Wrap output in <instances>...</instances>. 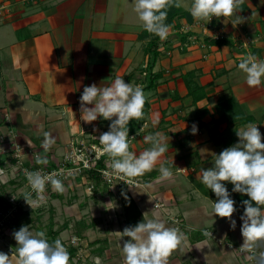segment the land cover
<instances>
[{
	"label": "crops",
	"instance_id": "1",
	"mask_svg": "<svg viewBox=\"0 0 264 264\" xmlns=\"http://www.w3.org/2000/svg\"><path fill=\"white\" fill-rule=\"evenodd\" d=\"M180 2L184 8L190 9L191 5L186 7L185 3L190 0ZM134 3L135 0H0V167L4 168L3 175H0V196L5 194L9 198L11 194H17L19 201L25 200L27 185L16 167L18 145L26 165L53 169L59 167L76 139H83L111 124L102 117L92 123L82 120L80 97L85 86L93 83L101 88L110 86L117 76L134 85V73H140V67L148 63L146 42L139 39L141 29L138 25L142 22L134 11ZM238 16L243 22L235 25L238 27L236 33L240 31V39L252 36L253 42L249 46L234 35L222 34L221 38H230L233 46L189 39L182 52L180 46H175L177 40L173 37L177 29L173 28L172 35H168L173 38V49H164L154 68L162 72L161 83L148 91L151 107L146 121L134 133L136 136L129 148L139 156L152 146L144 138L158 132L167 143L168 150L157 163L168 161L173 178L159 181L160 172L154 178L136 176L142 185H130L126 189L142 214L148 213L147 219L159 216L166 227H172L167 212L155 207L156 199L164 200L170 212L182 218L180 232L185 240L177 249L180 254L183 249L188 253L173 255L174 264H255V261L238 257L228 246V242L237 247L243 244L240 217L244 211L236 209L233 214L232 219L236 221L233 230L227 218L212 214L213 202L217 200L204 194L190 179L194 176L201 180V170L212 167L216 155L225 149L213 140L211 134L213 121L221 116L216 107L220 101L235 96L242 106L243 116L239 118L242 122L233 123L234 128L239 130L254 123L264 138V83L249 87L246 74L238 68L240 58L249 53L254 55L253 49L256 48L259 52L255 56L264 60V0H244L232 22ZM187 20L182 18L181 27ZM230 27L234 28L233 24ZM136 49L144 50L141 63ZM191 70L197 71L196 80L207 87V97L197 105L188 95L182 76ZM204 107L208 112L200 119L199 109ZM193 125L198 129L196 134L192 133ZM228 126V121H224L220 130L225 132ZM45 132L51 133L56 141L48 152L42 148ZM237 143L239 140L234 145ZM36 156L47 158L48 163L37 164ZM89 181L85 174L74 178L78 194L83 196L75 203L82 210L81 217L73 219H85L92 224L82 235L88 252L82 264H96L95 258L99 259V264H124L121 246L130 238L121 240L113 233L114 222L107 224L109 229L104 228L106 221L102 215L106 210L95 204L99 198L107 197H103L100 191L89 195L86 187ZM55 194V191L51 195L46 193L45 198L57 210L55 201L59 200L61 205L67 191L63 197ZM118 199L122 215L118 225L119 232H122L126 222L120 196ZM24 209L32 211L34 217L44 211L26 209L25 206ZM63 212H66L65 208ZM43 225L37 221L35 225L27 226L35 233L38 228L43 230ZM71 229L68 227L60 234L67 243L69 240L65 235ZM101 229L106 232H100ZM91 230L95 234L93 239L88 236ZM209 231L214 235H209ZM195 232H202L204 238L194 240L192 235ZM13 233L12 222L0 233V252L9 256L17 247ZM98 239L107 240V248L91 254V248L94 250L101 244L92 245ZM259 249L264 251V244Z\"/></svg>",
	"mask_w": 264,
	"mask_h": 264
},
{
	"label": "clouds",
	"instance_id": "2",
	"mask_svg": "<svg viewBox=\"0 0 264 264\" xmlns=\"http://www.w3.org/2000/svg\"><path fill=\"white\" fill-rule=\"evenodd\" d=\"M243 3L244 0H193L189 11L194 20L210 22L213 17H232L239 12ZM172 6L181 7L180 0H135L134 11L145 31L165 40L171 30V26L165 23L167 10ZM242 22L238 16L232 24L235 26ZM238 68L246 74L249 87H259L264 83V60L249 53L240 58ZM146 100L143 86L125 82L119 76L110 86L101 88L93 83L83 89L80 97L81 119L87 123L100 117L111 121L109 130L103 132L98 140L103 146V153L109 157V167L114 174L141 176L150 172L168 150L165 138L158 132L144 138L152 146L139 156L129 151L128 125L132 120L143 118ZM197 130L196 125H193L192 133L196 134ZM236 135L239 143L216 155L212 167L201 170V182L218 198L213 202L212 214L227 218L233 230L236 227V221L232 219L236 212V202L231 198L225 182L233 185L232 192L249 197L242 202L244 213L240 217L243 221L240 231L243 244L239 249L241 252L252 253L248 258L254 260L255 264H264V251L256 254V249L264 244V138L254 123H248L236 131ZM55 142V137L45 132L43 150L50 151ZM35 162L46 165L48 160L36 156ZM159 171V181L173 178L169 167L161 164ZM63 174V169L49 174L25 169L28 184L37 197L33 200L32 193H26V203L32 208L43 201L47 184H51L53 191L63 194L65 186L57 178ZM107 206L106 209L115 207L111 202ZM147 215V212L144 213L143 221L135 226L115 232L121 240L124 237L130 238L121 246L124 264H168L169 256L185 240L183 233L176 228L166 227L159 216L147 219ZM13 236L17 244L16 251L11 256L0 252V264H70V254L62 241L56 239L50 243L45 231L34 233L28 226H22ZM96 264H99L98 258Z\"/></svg>",
	"mask_w": 264,
	"mask_h": 264
},
{
	"label": "trees",
	"instance_id": "3",
	"mask_svg": "<svg viewBox=\"0 0 264 264\" xmlns=\"http://www.w3.org/2000/svg\"><path fill=\"white\" fill-rule=\"evenodd\" d=\"M182 18H187L189 22H193V17L190 14L189 9L184 8L182 5L181 7H175L172 6L167 10V19L165 21L166 24L170 25L171 28L176 27V29L181 28V20ZM175 36L177 39L180 40V42L185 43L184 45H179L182 48V52L186 50V42L189 40V35L192 34L191 31L188 32H175ZM140 39H146L148 38L147 46H146V52L149 54V60L148 63L141 67L140 69V75L137 76V79L135 81L136 85H141L143 86L144 93L148 91L156 89L157 85L161 83L160 79L162 77V72L160 71H155L154 68L156 66V63L158 59L160 58L162 51L164 49H173V38H166L165 40H161L158 36L155 34L148 33L147 31L143 30V32L140 33L139 35ZM208 44H214V45H230L233 46V41L227 38H214L211 36L206 37ZM184 48V49H183ZM254 55H257L259 50L258 48L253 49ZM134 77L136 78V75L134 73ZM184 81L186 83V86L188 88V95L192 97L193 104L197 105V103L205 99L207 97V87L205 85L200 84L197 80V71L196 70H191L188 71L184 74H182ZM134 84V85H135ZM147 97V96H146ZM150 101L147 97L143 112L144 116L141 120H132L129 122L128 128H129V135L136 133L143 123L146 121L147 114L150 110ZM217 110L221 113V116L218 119H215L213 121L214 126L211 128L212 132V138L213 140L220 144L224 145L225 149L231 146H234V144L239 140L238 136L236 135V131H238L236 128H234L233 123L239 124V122H242L241 120L239 121V118L242 117L243 109L240 104V102L237 100L235 96H230L227 99H224L217 103L216 105ZM197 109V106H196ZM208 112V108H200L198 117H201ZM242 115V116H240ZM224 121H228L229 126L226 127V130L224 132L220 130V124L223 123ZM239 121V122H238ZM163 122V121H162ZM202 124H205L204 122H201ZM130 143H129V148H130ZM105 162L101 160L98 165L103 166ZM165 164L169 166V162L166 161ZM159 173V169H153L150 172H146L143 174V176L154 178L157 174ZM144 178V179H145ZM149 178V179H150ZM91 179L94 180L95 183V189L93 191V194L96 192H99L101 190H107L108 185L106 183H103V181L100 178V174H98L96 171L91 172ZM148 179V178H146ZM145 179V180H146ZM190 179L193 181V183L202 190L204 194L207 196L212 197L213 199L217 200L218 198L215 196V194L208 189L202 182L201 180H198L194 178V176H190ZM102 181V182H100ZM225 186L227 187L228 191L231 194V198L235 200V208L239 211L244 210V205L243 201L249 199L244 194L237 193V192H232L233 185L231 183L225 182ZM126 190V191H125ZM121 190L120 193V199L123 204L124 208V216H125V222H126V227H133L139 222L143 221V214L136 202V200L133 198V196L130 194V192L125 189ZM55 196H61L63 197L64 194H55ZM127 197V198H126ZM0 210H7L8 207L11 205L10 201L8 198L5 197V194H1L0 196ZM15 215L11 218L9 222H12L14 232L18 231L22 226H27L28 224L35 225L37 221H39V218L41 216L34 217L32 211L25 210L21 205L19 209L14 213ZM1 218V215H0ZM50 221L44 227V229L38 228L37 231H45L47 239L50 243H53L56 239H60L64 246L66 247L67 251L70 254V259H73V257L78 253L80 246H75L72 243H67L66 241L62 240L60 238V234L64 229H67L68 227L73 224V226L76 227L75 232L76 235L79 236L81 239H83L82 235L84 234V231L87 230L89 227L92 226V224H88L87 220L85 219H67L64 220L63 223L59 224L56 226L58 223L55 220V209L51 208V215L49 217ZM72 221L75 222L71 223ZM8 222V224H9ZM205 236L202 232H195L194 235H192V238L194 240L202 239ZM97 243H101L96 249L93 250L91 248V254L92 253H101L103 250L107 248L108 241L103 240V239H98L95 240L92 245H95ZM84 245V243H83ZM79 263H82V260H79Z\"/></svg>",
	"mask_w": 264,
	"mask_h": 264
},
{
	"label": "built area",
	"instance_id": "4",
	"mask_svg": "<svg viewBox=\"0 0 264 264\" xmlns=\"http://www.w3.org/2000/svg\"><path fill=\"white\" fill-rule=\"evenodd\" d=\"M221 18V17H220ZM215 20H217L216 17H213L211 19L210 22L204 21V20H194L193 23H195V25L197 24H204V31L207 32L211 26L214 24ZM193 29L190 26H183L177 30H175V32H188V31H192ZM189 39H196L195 36L192 38V35H189L188 37ZM181 43V42H180ZM135 134H130L129 135V142H132V139L134 138ZM132 138V139H131ZM94 141H91V143L89 144L90 146L87 147L85 145V140L83 139H76V142L74 143L72 149L70 150V152L66 153L61 161V164L59 165V167L57 168H53V169H48V168H44V167H36V166H28L25 164L22 154H21V148L18 145L16 147V167L17 170L19 171L18 174H21L22 176H24L25 178V182L27 185V192L32 193V198L33 200L37 199L36 197V193L32 192V189L30 187V185L28 184L27 178L25 176V169H27L30 172H36L39 171L42 174H49L52 172H59L61 169L64 170V174L58 176L57 178L62 180V182L64 183L65 181H67L68 179L71 178H75L76 175H84L90 177V181L88 182V187H87V192H89L90 194H93L94 188H95V183L94 181L91 179V172L92 171H96L98 174H100V178L103 181V183H106L109 186V190L112 192H115L116 194L118 189H120V187H126V186H130V185H142V183L137 180L135 177H127V176H123L121 175H117L114 174L112 172V169L109 167V157L107 156V154L103 153V146L100 144L98 138L96 136H94ZM90 150L87 153V149ZM103 160L105 162V164L103 166L98 165V163ZM4 173V168L0 167V175H3ZM48 190V192H47ZM53 192L52 186L51 184H47L46 185V190L44 193V197H46V193H48L49 195H51V193ZM9 201L11 203V205L8 207L7 210H2L0 211V233L4 232V229L6 228V226L8 225V222L11 220V218L13 217V214L19 209L20 205L26 209H36V207L42 203H47L46 198L43 201H40L39 203L35 204L32 206H29L25 200L19 201L18 200V195L17 194H11L9 196ZM156 207L163 209L164 211H166L168 214V206H166V203H160L157 202L156 203ZM169 222L171 223V225L178 229L181 230V228H183V220L182 218H180V216L178 215H174V216H168ZM73 226V224H71V227ZM209 235H214L213 231H209L208 232ZM73 245L75 246H80L78 253L73 257V259L71 260V264H77L78 262H80L79 260H85V258L88 256H86V247L85 245H83V241L82 239L77 236V235H73L71 237V242ZM228 245L234 250L236 251V254H240V255H247L248 257L252 255V253H248V252H241L240 251V247L235 246V244H231L228 243ZM260 251L259 248L256 249V254L258 255V253ZM85 257V258H84ZM97 260V258H95ZM254 261V260H252Z\"/></svg>",
	"mask_w": 264,
	"mask_h": 264
},
{
	"label": "rangeland",
	"instance_id": "5",
	"mask_svg": "<svg viewBox=\"0 0 264 264\" xmlns=\"http://www.w3.org/2000/svg\"><path fill=\"white\" fill-rule=\"evenodd\" d=\"M192 1L193 0H190V2L189 3H187V2H185L186 3V7H189L190 5H191V3H192ZM234 17H235V15H233L232 17H227V18H224V17H221V18H217V20H215V22H214V24L211 26V28L207 31V32H205L204 31V24H197V25H195V23H193L194 22V19H193V22L191 23V22H189V20H187V22H185V25H184V27L185 26H190L193 30L191 31L192 32V38L195 36V38L196 39H199L200 41H202V40H204L206 43H207V39H206V37L207 36H211L212 37V35H218L219 37H221L222 36V34H225V35H234L235 37H237V38H239L240 37V31H238V34L236 33V31L238 30V27H236V26H234V28H232V27H230V28H228V26L230 25V24H232V20L234 19ZM223 22H224V25H223ZM141 25V26H140ZM174 28H176V27H174ZM228 28V29H227ZM240 28H241V32H243V28H242V26H240ZM138 29H141V32H143V30H144V28L142 27V24H139L138 25ZM223 29H224V31H223ZM228 31H227V30ZM140 32V33H141ZM172 33H173V28H171V30H170V33H169V35H172ZM140 35V34H139ZM221 35V36H220ZM169 38H172V37H169ZM174 39H176L177 40V42H180V40H178L177 39V37L176 36H174L173 37ZM140 39V38H139ZM195 39V40H196ZM227 39H230V38H227ZM140 40H143V41H145L146 43H145V46H147V42H148V38H146V39H140ZM240 42H243V43H245V46H249L250 44H252V42H253V37L252 36H247L246 35V39H238ZM176 42V43H177ZM175 43V46L176 47H179V45H184L185 43H179V44H176ZM208 44V43H207ZM144 50H140V49H136L135 50V53H136V56L138 57V58H140L139 60H140V63H141V61L142 60H144V55H145V53L143 52ZM137 57H136V61H137ZM141 68V67H140ZM140 74L138 73L136 76H139ZM136 79H137V77H136ZM135 82V81H134ZM147 95H149V93L147 92L146 93V96ZM109 126L110 125H106V126H102L101 128H100V130H97V131H94V133L93 134H91V135H86V136H84V140H85V145L87 146V147H89L90 145V143H91V141H94L95 139H94V136H96L97 138H99V136L103 133V132H106V131H108L109 130ZM84 133V132H83ZM211 134H212V132H211ZM136 136V135H135ZM134 136V137H135ZM132 139V138H131ZM134 139V138H133ZM133 139H132V141H133ZM131 145L133 144V142H129ZM224 146V145H223ZM87 149V148H86ZM90 150H88L87 149V153L89 152ZM22 154V153H21ZM160 163H157L155 166H154V168L153 169H160ZM165 167H168L165 163L163 164ZM152 169V170H153ZM160 172V171H159ZM146 173V172H145ZM79 176H82V175H76V177H79ZM88 179H90V177H88V176H86ZM71 180H72V183H73V188H71L70 186H71ZM64 186H65V188H66V191H67V195H65L64 197L65 198H63V202H62V204L60 205V201L59 200H57V201H55V202H57V207L59 208V209H57V210H55V220H56V222L58 223V224H61L60 222L61 221H64L65 219L67 220V218H70V219H73V217L74 218H76V217H81V212H82V210H80L81 208L80 207H78V205H76L75 203L76 202H78V197H80V198H82V194L81 195H79L78 194V188H77V186H76V183H74V178H71V179H68L67 181H65L64 183ZM86 187H88V185H86ZM127 188V186L126 187H120V189H118V191H117V193H118V196H120V193H121V190L123 191V190H125ZM95 189V188H94ZM106 191V192H105ZM101 190L100 192H101V195H103V197H107V198H105V199H102V198H99L98 200H97V202H96V207H99V208H101V210H103V209H105L106 211L103 213V215L102 216H104L105 217V221H106V224H105V229L106 228H108V226L109 225H107V224H112L113 222L116 224V226H114L115 224L113 223V226H112V228H113V233H115V232H119V230H120V227H119V225H118V222L120 221H122V215H121V212H120V200L118 199V196L116 195V193L115 192H112V191H110L109 190V186H108V189L107 190ZM126 191V190H125ZM47 192H48V190H47ZM99 192V193H100ZM90 195H92V194H90ZM111 199V200H110ZM157 201L155 202V207H156V203L157 202H160V203H166L164 200H160V199H156ZM110 202H112V206H115L113 209H106L108 206H107V204L108 203H110ZM74 204V205H73ZM72 205V206H71ZM50 206H51V208L53 209L54 207H56V206H54V205H52V202H48V203H42V204H40V205H38L37 207H36V209L37 210H44L43 212H41L40 213V215L39 214H37V216L39 215V216H41V218H39V222L43 225V227H46V225L49 223V221H50V219H49V217H50V215H51V208H50ZM54 206V207H53ZM166 206H167V204H166ZM106 207V208H105ZM64 208H65V210H66V212L64 213L63 211H64ZM156 208H158V207H156ZM83 209V208H82ZM161 209V208H160ZM59 210V211H58ZM244 210H242V212H243ZM168 212H169V214L167 213V215L168 216H174V215H176V214H174V213H171L170 212V209L168 208ZM95 213H98L97 211H95ZM91 214V213H90ZM92 216V215H91ZM92 219L90 218L89 219V221H91ZM166 220H168V219H166ZM71 223H74L75 224V222L74 221H72ZM167 224H168V222H167ZM70 228H72L71 229V231H67V235H65V238L66 239H68L70 242H71V237L73 236V235H75L76 234V232H75V229H76V227L75 226H70ZM170 228H174L173 226L171 227L170 226ZM109 229V228H108ZM35 231V230H34ZM33 231V232H34ZM180 231V230H179ZM100 232H106V230H104V229H101V231ZM89 234L90 235H88L89 236V238L90 239H93V238H95V234H94V231L93 230H91L90 232H89ZM64 235V234H63ZM228 243H231V242H228ZM232 244V243H231ZM229 246V245H228ZM83 248H86V247H83ZM231 248V247H230ZM86 253V256H87V254H88V252L86 251L85 252ZM188 253V250L187 249H183V251H182V253L180 254V250L179 249H176V250H174L173 252H172V254L169 256L170 258L168 259V264H174V261H173V259L172 258H174V257H172L173 255H175V254H180V255H182V254H187ZM238 257H240V258H243V259H248V260H250V261H252L251 259H249L248 258V256L247 255H240V254H236ZM96 260V259H95ZM85 263V262H84ZM83 263V264H84ZM72 264H74V263H72ZM77 264H79V262L77 263ZM82 264V263H81Z\"/></svg>",
	"mask_w": 264,
	"mask_h": 264
}]
</instances>
